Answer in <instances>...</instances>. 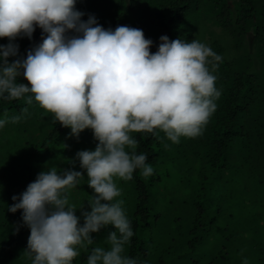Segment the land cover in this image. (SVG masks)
Masks as SVG:
<instances>
[{"label": "clouds", "instance_id": "9594fccd", "mask_svg": "<svg viewBox=\"0 0 264 264\" xmlns=\"http://www.w3.org/2000/svg\"><path fill=\"white\" fill-rule=\"evenodd\" d=\"M76 0H0V102L33 101L54 115L70 135L90 129L94 149L77 151L71 168L40 171L8 211L22 210L30 234L26 252L31 264H73L80 247L92 245L93 234L111 226L105 246L93 247L86 264H147L125 254L134 232L119 199L117 180L128 181L139 170L148 177L153 167L138 152L134 133L158 135L179 143L202 135L221 93L215 70L222 57L200 40L159 37L118 25L104 28L96 17L76 8ZM42 40L18 57L17 37ZM46 34V35H43ZM9 57H16L9 62ZM23 77L27 84L18 82ZM20 114L0 117V129L17 123ZM81 170H74L76 162ZM87 177L92 190L88 207L69 202V191ZM242 264H249L247 258Z\"/></svg>", "mask_w": 264, "mask_h": 264}, {"label": "trees", "instance_id": "16d2710c", "mask_svg": "<svg viewBox=\"0 0 264 264\" xmlns=\"http://www.w3.org/2000/svg\"><path fill=\"white\" fill-rule=\"evenodd\" d=\"M75 6L84 13L82 20H87L91 11L96 12L99 19L105 18V28L128 25L142 29L145 37L153 41L152 52L157 50L161 35H167L170 40L196 39L203 22L228 36L233 51L240 53L246 45L251 47L252 54L241 53L231 59L227 55L228 48L219 40L209 42L222 57L214 73L217 77L215 86L221 95L202 135L181 137L179 143H173L163 132L158 135L134 133L139 141L136 150L147 153L154 171L148 177L139 170L134 171L133 178L128 180L133 202L123 205L134 232L125 245V254L139 257L147 264H163V255L159 258L155 255L158 251L163 253L160 249L163 241L168 244L166 256L187 243L195 251L219 244L216 238L221 233L229 232L228 238L235 237L237 226L223 223L222 216L229 214L230 219L233 213L222 208L225 194H220L219 190L240 184L264 185V0H76ZM42 38V31L37 27L29 39L25 58L27 51ZM18 82L27 84L22 76ZM25 107L28 113L18 124L46 122V110L35 101L26 104L22 98L0 102V117L5 111L9 117L20 114ZM58 128L64 127L58 122L52 124L50 133L41 137L43 144L38 150L30 149L32 142H22L18 136L14 137V144L7 142L3 146L0 155H3L0 167V264H31V257L25 251L30 230L23 224L22 210L12 213L8 206L14 203L12 196H18L33 181L36 170L30 163L44 159L50 154V144L56 146L59 143L58 134H55ZM166 165L171 168V173L163 169ZM188 170L197 173L195 181L187 177ZM159 189L168 194L157 197L155 191ZM173 189H176L174 195ZM208 194L216 195L221 201L213 202L206 196ZM166 195L179 202L183 212L191 211L190 222L183 231L172 228V222L178 218L173 217L171 222L163 219L158 204ZM239 217L237 214L236 218ZM263 227L264 213L263 216L256 213V230ZM79 253L73 264H86L90 250L80 247ZM183 257L180 253L175 262L185 264Z\"/></svg>", "mask_w": 264, "mask_h": 264}, {"label": "rangeland", "instance_id": "374dc122", "mask_svg": "<svg viewBox=\"0 0 264 264\" xmlns=\"http://www.w3.org/2000/svg\"><path fill=\"white\" fill-rule=\"evenodd\" d=\"M81 8H78L80 10ZM89 14L97 16L96 12L91 11ZM88 14V15H89ZM97 23L102 25L104 28L107 26L105 18L99 19L96 17ZM196 39L202 42L209 44L213 39L219 40L221 44L228 48V57L235 58L241 53H253L251 47L245 46V48L237 53L233 51L229 46L230 39L226 36L220 29L215 28L209 25L206 22L201 24L199 31L196 33ZM8 39L0 38V45H6ZM14 43L18 44V57H24L26 49L28 48L29 38L28 37H17ZM16 57H9V62H11ZM47 115L46 122L40 121L38 123H33L31 125H21L17 123H8L4 128L0 129V155L3 152L4 145L7 142L13 143L14 137L18 136L21 138L22 142H32L30 149L38 150L39 146L43 144V139L41 138L45 134H49L52 129V124L57 123L54 118H52V113L45 112ZM60 129V130H59ZM56 136L58 134L59 143L56 146L50 144L49 152L50 154L44 159H38L30 163L31 168H35L36 175L42 171L47 170L52 166H55L58 170H63L73 167L70 163L74 159L77 151L85 149H94L96 141L93 138L92 131L90 129H85L79 134V137H74L70 135L69 128H58L56 131ZM14 144V143H13ZM15 147V146H14ZM17 149V147H15ZM3 155L0 156V167L2 168L1 159ZM0 168V169H1ZM164 170H168L169 173L172 172L169 166H164ZM74 170H81L79 168V162L77 161ZM176 170V169H173ZM189 179L196 180L197 173L194 170H188L186 173ZM10 177V174H8ZM8 179V178H7ZM6 179V180H7ZM9 181V180H8ZM118 186L121 188V196L119 199H122L124 203L133 202V196L130 191V185L128 181L117 180ZM226 190V191H225ZM225 190L220 189V194L224 195L221 202L223 209H226L233 213V216L229 219L228 215L222 216L223 223L234 224L237 226L238 233L234 237L228 238L230 235L229 232L221 233L217 235L219 244H210L204 249H197L196 251L190 249L189 243L182 248H176V252L172 255H164L166 246L168 245L166 241H163L160 245V249L163 251L156 252L155 255L157 258L163 255V264H177L175 259L177 256L182 253L184 259L186 260L185 264H242V261L247 258L249 264H262L264 263V227L260 228V231L256 230V213H261L263 216L264 213V185L256 184V187H252L250 184H240L239 186H228ZM156 190L155 195L158 197L164 193L168 194L166 190ZM171 193L174 195L176 189H173ZM92 190L87 185V177L81 181V184L78 185L75 189L69 191V202L74 204L77 208L76 214H80V206L83 204L84 208L87 209V201L91 198ZM207 197L215 202L219 203L220 198H217L214 194H208ZM180 203L173 200L171 196L166 195V198H160L158 208L163 212L164 218L170 222L173 217L178 218L176 222H172V228H181L183 231L184 227H187V224L191 219V211L187 209L183 212ZM185 207H187L185 205ZM179 209V210H178ZM128 216V212H126ZM237 214H240V217L237 219ZM181 219V220H180ZM237 219V220H236ZM111 226H108L105 229H101L100 232L93 234L94 242L92 245H87L88 251L97 246H105L106 237L108 231H111ZM228 238V239H227ZM224 248V249H221ZM221 249V250H220ZM229 259H228V255ZM215 258V259H214ZM159 264V263H158Z\"/></svg>", "mask_w": 264, "mask_h": 264}]
</instances>
